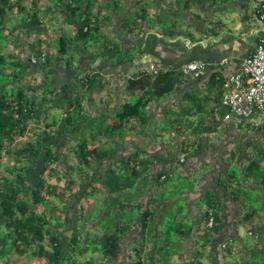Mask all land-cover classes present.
Listing matches in <instances>:
<instances>
[{
    "label": "trees",
    "instance_id": "1",
    "mask_svg": "<svg viewBox=\"0 0 264 264\" xmlns=\"http://www.w3.org/2000/svg\"><path fill=\"white\" fill-rule=\"evenodd\" d=\"M125 1L136 9L126 12L122 0H0V264H203L201 249L189 259L181 244H171L179 231L170 229L163 246L151 242L144 252L149 236L156 237L151 210L133 205L132 197L150 185L153 161L138 151L117 156L120 146L111 142L130 122L147 124L146 108L174 91L182 72L156 61L159 71L149 72L145 62L124 81L134 99L100 115L84 104L110 81L94 65L83 67L79 54L92 62L106 51L122 54L113 39L118 30L137 37L153 25L149 2ZM177 1L189 7L194 0ZM57 13L63 24L51 29L45 20ZM34 32L41 35L26 43ZM37 67L39 78L26 81ZM59 67L62 80L55 76ZM222 87L221 103L230 86ZM203 200L207 237L219 229L220 203L211 194ZM135 230L139 246L128 256L123 249Z\"/></svg>",
    "mask_w": 264,
    "mask_h": 264
},
{
    "label": "crops",
    "instance_id": "2",
    "mask_svg": "<svg viewBox=\"0 0 264 264\" xmlns=\"http://www.w3.org/2000/svg\"><path fill=\"white\" fill-rule=\"evenodd\" d=\"M141 1L149 2V13L160 26L145 27L137 37L118 30L122 54L106 51L94 62L92 56L79 54L83 67L94 65L110 81L92 100L85 99L91 115L115 111L129 100L122 90L127 91L125 78L143 65L142 61L135 63L138 56L150 54V61L166 69L180 70L190 59L207 62L201 77L181 75L174 91L146 108L151 114L147 124L132 121L123 137L111 140L120 146L117 156L138 151L153 161L148 172L150 185L132 197L133 205L141 202V210H151L156 237L149 236L144 252L154 247L151 242L158 241L157 248L163 246L170 229L179 231L171 237V244H181L188 257L201 249L205 264H234L226 256L234 253L242 256L245 264H264L260 260L264 259V111L250 119H225L226 106L217 101L224 91L223 81L228 88L229 76L264 37L256 4L252 0H194L187 7L177 0ZM126 5L128 12L133 5L130 1ZM207 194L217 199L220 208L219 229L205 237L203 199ZM179 201H185L187 208ZM174 204L178 211L169 221L166 206ZM140 222L138 218L137 224ZM186 229H191V234L183 237L180 231ZM138 230L126 238L123 252L128 256H134V247L139 246ZM177 258L175 254L173 259Z\"/></svg>",
    "mask_w": 264,
    "mask_h": 264
},
{
    "label": "built area",
    "instance_id": "3",
    "mask_svg": "<svg viewBox=\"0 0 264 264\" xmlns=\"http://www.w3.org/2000/svg\"><path fill=\"white\" fill-rule=\"evenodd\" d=\"M256 4L257 17L264 29V0H252ZM144 69L156 73L159 71L153 61L144 64ZM207 69L202 59H190L183 62L180 71L184 76L201 77ZM230 87L223 93L222 102L228 106L225 119L238 117L250 119L256 112L264 111V37L259 39L254 51L244 57L239 70L229 76ZM214 223L212 209H208L207 226Z\"/></svg>",
    "mask_w": 264,
    "mask_h": 264
},
{
    "label": "rangeland",
    "instance_id": "4",
    "mask_svg": "<svg viewBox=\"0 0 264 264\" xmlns=\"http://www.w3.org/2000/svg\"><path fill=\"white\" fill-rule=\"evenodd\" d=\"M122 2H124V3H126L127 1H125V0H122ZM134 9H136V6L134 5V6H132L129 10L130 11H133ZM57 16H56V18H53V19H49V17H47L46 19L47 20H45V24H47L51 29H53V28H56V29H58L59 28V26H58V24H61L62 23V17L57 13L56 14ZM118 15H120L119 13H118ZM152 22H151V24H157L158 26H160L158 23H157V20H156V18H153L152 17ZM141 23V22H140ZM63 24V23H62ZM68 27H69V25H68ZM67 26L65 27V28H67L68 30H69V28H68ZM38 35H41L40 33H38V32H34L32 35H30L29 37H25L24 39H26V43L27 42H29V41H31L34 37H37ZM114 40H116L117 42H119L118 40H119V38H118V36H116L115 38H113ZM25 42V41H24ZM120 47L121 48H123V46H122V44H120ZM122 53H123V50H122ZM130 55L132 56L133 54L132 53H130ZM152 56L150 55V54H146V55H142V56H138V57H136L135 58V63H138V62H140V61H142V63L141 64H143V63H145V62H149L150 60H152ZM41 67H37V68H35L34 69V71L33 72H31V74L29 73L28 74V77H27V79H25L26 81H29V80H32V79H36V78H39V76H40V73H38V72H40V69ZM55 76H56V78H58L59 80H62L63 78H64V76H65V73H63V69L62 68H60L59 67V69L55 72ZM122 95L123 96H126V95H128V91H123L122 90ZM131 98H133L134 99V96H127V99H131ZM54 110H56V109H54ZM58 110V109H57ZM180 180L182 181V182H186V178H184V177H181L180 178ZM169 193H170V191H166V195H169ZM96 201H97V198H94V199H90V200H88L87 201V204H88V206L89 207H91L92 205H94L95 203H96ZM179 204L180 205H182L183 207H185V208H187V205H186V202L185 201H179ZM186 205V206H185ZM178 210H177V204H174V206L171 208V207H169V206H166V212H165V217H166V219H168L169 221H171V219H175V217H174V214L177 212ZM168 227L170 228V225H168ZM65 235H66V232H63ZM243 236H244V238H247V239H249L250 238V236H248L247 234H243ZM199 249V248H198ZM197 249V250H198ZM228 258H227V260L228 261H230L231 263H232V261L234 262V264H245L244 263V259H243V257L241 256V257H238V255H236V253H234L233 255H226ZM192 258V256H189V259H191ZM205 259V258H204ZM248 259H252V257H249ZM260 260H263V259H260ZM259 260V261H260ZM249 261V260H248ZM203 264H205L204 263V261H203Z\"/></svg>",
    "mask_w": 264,
    "mask_h": 264
}]
</instances>
